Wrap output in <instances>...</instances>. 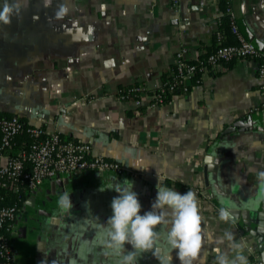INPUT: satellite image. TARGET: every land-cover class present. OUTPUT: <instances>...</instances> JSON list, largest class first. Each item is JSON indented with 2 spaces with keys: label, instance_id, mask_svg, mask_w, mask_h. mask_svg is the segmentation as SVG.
I'll list each match as a JSON object with an SVG mask.
<instances>
[{
  "label": "crops",
  "instance_id": "1",
  "mask_svg": "<svg viewBox=\"0 0 264 264\" xmlns=\"http://www.w3.org/2000/svg\"><path fill=\"white\" fill-rule=\"evenodd\" d=\"M5 2L0 0V10ZM7 2H19L20 11L11 23L0 22V115H17L46 134L88 142L93 154L138 174L84 170L43 180L13 223L14 264H120L122 256L105 244L111 201L119 195L113 190L133 185L143 215L155 201L158 176L163 186L196 193L203 264H216V248L234 254L228 242H220L225 231L259 248L236 219H220L225 208L247 219L258 236L264 232V185L258 181L264 171V80L257 61L209 66L200 83L189 78L166 103L151 106L150 96L166 73L172 76L178 52L196 61L213 49L221 0ZM230 3L238 33L264 53V0ZM135 82L143 95L120 98V88ZM228 127L233 130L222 135ZM65 191L72 209L58 207ZM36 208L40 224L29 218ZM167 228L159 227L162 236ZM157 246L180 264L164 239ZM131 250L126 244L124 254ZM136 264L159 262L141 251Z\"/></svg>",
  "mask_w": 264,
  "mask_h": 264
},
{
  "label": "built area",
  "instance_id": "2",
  "mask_svg": "<svg viewBox=\"0 0 264 264\" xmlns=\"http://www.w3.org/2000/svg\"><path fill=\"white\" fill-rule=\"evenodd\" d=\"M177 2L178 0H173V5ZM227 3L225 13L229 16L230 29L237 37L238 43L224 44L222 37L219 36L215 48L205 59L197 63L190 62L184 57V53L178 52L175 58V71L172 72L169 81L161 84L159 87L161 92H164L166 84L170 90L180 88L183 82L192 78L196 70L200 72V77L195 82L200 83L201 75L208 70L209 66L235 59L258 58L257 75L264 80V53L238 33L230 0H227ZM261 88L264 91V83ZM133 90H140V97L145 89L140 87L131 89ZM126 97H131V95H120L122 99ZM150 99L151 106L154 107L162 103L163 97L155 91ZM21 134L32 136L34 139L30 143L21 145L16 155H8L5 150L11 147ZM84 170L138 175L118 161L93 154L91 144L88 142L65 139L58 133L46 134L41 127L32 126L17 115L0 117V264H14V253L9 235L15 232L13 223L20 211L18 204L22 198V190L31 191L45 179L52 180ZM9 193L15 196L11 203H7ZM247 240L246 249L250 254L251 263L264 264L258 246L253 241H249V238Z\"/></svg>",
  "mask_w": 264,
  "mask_h": 264
},
{
  "label": "clouds",
  "instance_id": "3",
  "mask_svg": "<svg viewBox=\"0 0 264 264\" xmlns=\"http://www.w3.org/2000/svg\"><path fill=\"white\" fill-rule=\"evenodd\" d=\"M20 11V3H8L7 0L0 10V22L11 23L13 14ZM259 184L264 185V171L258 173ZM118 184L114 190L119 195L111 201L112 215L106 223L107 238L105 244L116 255L122 256L120 264H136L137 255L152 252L159 264H172L171 253L159 248L158 242L164 239L172 250H176L180 264H203L201 256L204 246L202 230V215L199 201L194 191L183 194L173 188L163 186L160 177L156 185L157 195L151 205V210L141 215L142 204L138 193L133 191V185ZM67 191L63 192L57 201L60 209H72L73 204ZM259 203V202H258ZM231 213L225 208L220 209V219L229 221ZM167 225L166 237L158 230ZM228 242L231 253L216 248V264H249L244 255L246 245L237 241L235 234L225 231L220 242ZM131 246V251L125 252V245ZM264 259V257H262Z\"/></svg>",
  "mask_w": 264,
  "mask_h": 264
},
{
  "label": "trees",
  "instance_id": "4",
  "mask_svg": "<svg viewBox=\"0 0 264 264\" xmlns=\"http://www.w3.org/2000/svg\"><path fill=\"white\" fill-rule=\"evenodd\" d=\"M221 2H222L223 15H222V17L220 18V21H219V29H218V31L215 32L212 35V41L214 43V47H215V43L218 41V37L219 36L222 37V40H223L224 44H231V43L235 44V34H233L231 32L229 16H228V14L225 13V8L227 7L228 3H227V0H221ZM233 38H234V40H233ZM227 40H232V41L227 42ZM214 47H212V48L214 49ZM212 50L207 51L204 54L200 55V57L196 61H190V62L197 63L199 60L205 59L207 57V55ZM254 60L258 61L259 59L255 58ZM171 71H175V66L174 65L171 67ZM199 77H200V72H198V70H196L195 73L192 76V80L195 82L196 79L199 78ZM170 78H169V75L166 73L164 75V79H163L164 82L163 83L169 81ZM140 87L142 88V84L139 83V82H135L132 85H129V86H126V87H121L120 91H119V94L120 95L128 94V95H131L132 97L139 98V91L140 90L131 91V89L140 88ZM180 91H181L180 88H177V87L172 89V90H170L169 86L167 84L164 86V92H161V90L158 88L156 90V93H160V95L163 97L162 103H160V105H163L164 103H166L170 99L171 95L176 94L177 92L179 93ZM146 93L150 94V92H148V91H146ZM4 116H11V115H4ZM33 139L34 138L32 136H29V135H26V134H21L15 139V141L11 145V147H9V148H7L5 150V152L8 155H10V156H14V155H16V153L21 148V145L30 143L31 141H33ZM29 194H30V191L25 190V189L22 190V192H21L22 198H21V201L18 204V206L20 208L23 207V205L25 204L26 197ZM8 195L9 196H8L7 203H11L14 200L15 196L13 194H10V193Z\"/></svg>",
  "mask_w": 264,
  "mask_h": 264
},
{
  "label": "water",
  "instance_id": "5",
  "mask_svg": "<svg viewBox=\"0 0 264 264\" xmlns=\"http://www.w3.org/2000/svg\"><path fill=\"white\" fill-rule=\"evenodd\" d=\"M253 45L257 48V46L255 44H253ZM260 47H262V44L261 43H260ZM232 130H233V127H228V128H226L223 131L222 135L228 134ZM53 180H58V178H55ZM231 217L233 219H236L241 226H243L247 231L250 232V234L253 237H255V241L259 245V250H260L261 256L264 257V236H262V235H264V232H260L261 235L258 236V234L256 233V231H254L253 229H251V227L249 226V223H248V220L247 219L245 220V219H242V218H239V217H235L233 215H231Z\"/></svg>",
  "mask_w": 264,
  "mask_h": 264
},
{
  "label": "flooded vegetation",
  "instance_id": "6",
  "mask_svg": "<svg viewBox=\"0 0 264 264\" xmlns=\"http://www.w3.org/2000/svg\"><path fill=\"white\" fill-rule=\"evenodd\" d=\"M51 210V209H50ZM49 210V211H50ZM49 211H46V212H49ZM26 218V217H25ZM24 218V219H25ZM30 218V220L32 221V222H34V223H39L40 224V222H41V210H39L38 208H36V212H35V214L34 215H32V216H30L29 217ZM27 220H28V218H26ZM15 230V229H14ZM25 230V227H23V226H21L19 229H18V231L21 233V232H23Z\"/></svg>",
  "mask_w": 264,
  "mask_h": 264
}]
</instances>
